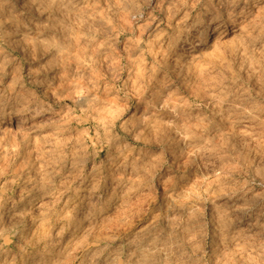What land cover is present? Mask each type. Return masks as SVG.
Masks as SVG:
<instances>
[{
  "label": "rangeland",
  "instance_id": "rangeland-1",
  "mask_svg": "<svg viewBox=\"0 0 264 264\" xmlns=\"http://www.w3.org/2000/svg\"><path fill=\"white\" fill-rule=\"evenodd\" d=\"M0 264H264V0H0Z\"/></svg>",
  "mask_w": 264,
  "mask_h": 264
},
{
  "label": "bare ground",
  "instance_id": "bare-ground-1",
  "mask_svg": "<svg viewBox=\"0 0 264 264\" xmlns=\"http://www.w3.org/2000/svg\"><path fill=\"white\" fill-rule=\"evenodd\" d=\"M16 1H18V2H23V0H16ZM15 14V13H14ZM224 36V35H223ZM44 115V114H43ZM30 120H35V118H34V116L30 119ZM38 120V119H37ZM41 120V119H40ZM40 120H38V121H40Z\"/></svg>",
  "mask_w": 264,
  "mask_h": 264
}]
</instances>
